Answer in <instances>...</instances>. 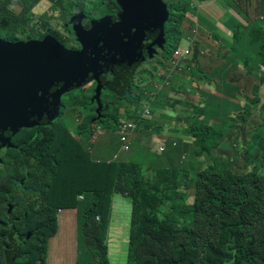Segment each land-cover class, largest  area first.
I'll use <instances>...</instances> for the list:
<instances>
[{"label":"trees","instance_id":"16d2710c","mask_svg":"<svg viewBox=\"0 0 264 264\" xmlns=\"http://www.w3.org/2000/svg\"><path fill=\"white\" fill-rule=\"evenodd\" d=\"M88 1L0 0V28L5 29V38L0 40L29 43L37 42L41 36L58 40L47 22L34 18L33 9L44 2L51 13H66L84 9ZM221 1L226 3L224 12L244 9L243 2L254 5L252 0ZM118 3L125 8L122 0ZM16 7L20 8L18 15L14 13ZM173 9V42L177 44L183 38L180 26L188 22L185 14L195 10L191 0L184 4L173 0ZM211 9L220 24L223 11L214 6ZM57 18L62 19L61 13ZM200 19L206 23L210 43L203 46L202 34L194 40V63L189 73L166 66L172 51L167 62L156 60L153 64L164 76L170 73L169 78L158 76L160 80L156 82L162 89L150 86L155 81L141 79L142 86L149 85L142 89L135 83L137 70L130 69V89L123 98L104 101L101 96L102 110L98 112L99 105L93 101L95 92L84 97H89L93 105L91 114L95 120L106 117L102 123L112 122L113 130L120 128L121 133L124 124H134L125 133L128 150L138 146V135L150 133L160 140L154 153L165 156L160 148L169 146V138L179 131L187 142H195L197 151L193 157L202 158L205 167L180 175L173 167L142 170L134 162L94 161L90 153L93 134L81 131L79 138L87 135L82 143L56 121L63 116L64 103L49 126L35 127L23 138L25 150L13 159L14 175L7 179L10 185L14 180V186L1 185L3 215L8 196L12 200L10 218L23 204L26 208L12 221L9 234L0 223V264H47L48 242L59 229V210L78 213L81 240L86 243L92 264H115L125 253L127 264H264V175L258 173L264 167V105H259L264 100V25H253L252 19L238 16L218 29ZM239 19L246 20L249 26L231 24ZM188 23L196 31L195 24ZM228 24L233 37L222 31ZM43 28H47L44 34ZM189 33L190 30L186 40ZM242 69L258 80L243 77ZM208 85L213 86L211 92L203 91ZM143 100L148 102L152 115L159 111L166 117L165 113L173 111L179 114L178 119L164 124L149 120L151 117L143 114ZM123 101L130 105L124 108L125 115L108 114L112 107L118 110L116 106ZM84 104L85 100L82 108ZM74 113L81 117L79 110ZM254 115L260 117L258 126L250 122ZM134 130L135 138L131 134ZM226 150L236 151L235 162L222 158ZM118 195L126 200V211L116 209L113 200ZM172 198L171 210L162 208ZM120 241L128 246L127 250Z\"/></svg>","mask_w":264,"mask_h":264},{"label":"rangeland","instance_id":"374dc122","mask_svg":"<svg viewBox=\"0 0 264 264\" xmlns=\"http://www.w3.org/2000/svg\"><path fill=\"white\" fill-rule=\"evenodd\" d=\"M103 1V0H101ZM193 3V7L195 10V16L189 15L188 22L194 23L193 21L198 22V24L201 23L200 17H202L205 21H208L215 25V27H219L218 24L214 22L209 12L206 10V6L210 4H214L217 7H219L222 10H225L226 3L221 0H209V1H201V0H191ZM254 5H247L244 2L242 3V6L244 9H237V10H229L228 12H222L219 22L220 26L225 25L227 21H230L232 18H238V16L242 18H254L259 15L264 14V0H252ZM185 0H181V3L184 4ZM100 3V0H91L89 3L85 5V12L84 16L88 17V19H95L94 10L97 8L96 5ZM177 5V2L175 3ZM257 9L259 10V14L257 13ZM244 10H247L249 12H252V14L248 15L244 12ZM51 9L49 7L48 3L41 2L35 9L32 11V15L34 18H39L40 22H47L49 24V28L54 30L56 33V38L58 40H64L69 43H77L80 45L83 51V43L81 42V39L78 38V35L75 31H73L70 27H64L62 25V22L64 20H67L69 16L72 14V10H68L66 13H61V17H64V19H60L58 21L57 15L59 14H53L50 12ZM20 12V8L16 7L14 10L15 15H18ZM58 13V11H55ZM63 13V14H62ZM53 17V20H50V18ZM186 22L183 25V30H190L189 38L190 39H197L199 35H203V46L205 44L210 43V35L205 34L207 27L205 26L206 23L201 25L200 28V34L195 33L194 30L190 27V24ZM61 23V25H60ZM241 23L245 27H248V22L244 19H239L237 22H232L231 24H237ZM71 27L72 25L70 22L68 23ZM254 25V24H253ZM259 26L263 25V22L258 23ZM264 27V26H263ZM47 28H43L42 32L43 34L46 33ZM223 33H227L230 37H233V34L231 32L230 25H226L222 28ZM46 38L49 36H45ZM0 38H5V29L0 28ZM43 38L42 36L38 39ZM54 38V37H53ZM59 43V42H58ZM60 44V43H59ZM62 47V45L60 44ZM158 52V51H157ZM139 73L141 74L142 80L144 82H148L149 80L155 81L150 84V86H157L159 85L158 80H160L159 77H162L163 72H159L158 68L154 67L152 64H143V62H140L139 64ZM159 72V73H158ZM240 73L243 74V77H253L256 81L258 78L254 76H249L247 72H245V69L240 70ZM159 76V77H158ZM172 76V75H171ZM165 79V76L163 77ZM175 82H177L179 85L182 84L181 81L174 79ZM97 85L93 82H88V85L84 87L77 88L74 86V88L68 92H65L61 97L60 100H65V108L64 113L61 118H58L56 121L59 123H62L69 131L73 132L76 136V139H78L80 142L85 143L87 140V135L82 136V138H79L80 132L86 130L87 133L93 134L94 141L90 145V153L92 155V159L96 161L98 158L102 157V160L107 163L108 160H112L111 162L115 163H128V162H134L138 163L140 167L143 169H153L158 166L160 168L167 169L168 167H173L176 172H178L180 175H184L186 171L189 170H197L199 168L204 167L203 160L198 157H193V154L197 151L195 142H187L185 140V137L181 135L179 131H174V135L169 138V146L166 148V150L163 151L165 156L161 157H153L148 158L150 156V152H153L156 150V145L158 143V137L153 136L155 139H149L145 135H138L136 137L138 146L136 148L131 147V150H128L127 144L123 143L122 141V135L120 133V128L118 130H113V123L110 122L107 124H103L102 121L106 119V117L102 116L95 120L94 115L91 114V110L93 105L88 102L89 97L84 96H92L93 92H95ZM143 87L146 89L149 87V85L143 84ZM84 88V89H82ZM213 86L208 85L207 87L204 86L202 89L205 92H211ZM261 90L264 91V85L261 87ZM102 99L104 101H117V99H120L118 97H115L108 91L103 90ZM215 95H219V93H215ZM221 97L226 98L230 96H226V94L222 93ZM251 100H254L253 93L250 95ZM85 99L84 108H82L81 104L78 102L76 104L77 100ZM96 104L100 105L101 101L96 98ZM143 105H149L148 102L143 100ZM260 106L264 105V100L259 104ZM130 106L129 103L122 102L116 108L119 107L118 110H114V107L111 108V110L108 111V114H117L119 116L125 115L124 108ZM133 107V106H132ZM76 110H79V114L81 117H78L74 112ZM96 113V109H95ZM167 115L166 117H162L161 113L157 111L155 115H152V117L149 119L151 121H155L159 124L164 123H170L174 120L178 119L179 114L177 112H167L165 113ZM80 120V122H79ZM260 117L257 115L250 117V122L254 126H258L260 124ZM238 123L241 125L242 121L238 120ZM83 126H82V125ZM34 129V128H33ZM136 130L132 131V135L134 136ZM32 133V129H24L22 132L19 133L18 136L11 139V145L12 147L5 153H0V188L1 185H4L5 187L12 188L14 186V180L13 183L10 185V183L7 181L8 178H12L14 175V158L15 156L22 153L23 150H25V145H23L22 141L23 138L28 137ZM248 134V133H247ZM103 136L104 141L103 142ZM135 138V136H134ZM251 141V139L248 137L247 142ZM243 147V145H242ZM227 155H224L222 158L224 160H232L233 162L236 161L237 153L236 151L226 150ZM144 156L145 158L143 159ZM117 160V161H116ZM103 162V163H104ZM10 164V165H9ZM152 166V168H150ZM258 173L261 175H264V167L260 168L258 170ZM182 191H186V189L182 186L180 187ZM122 195H118L114 197V205L116 206V209L124 208L126 211L127 208L124 206V202L126 200H123ZM79 199H84L83 196H80ZM174 200L173 198L164 205V209L171 210L170 202ZM128 202V200H127ZM0 210L2 212V215H0V220H5L3 211L0 205ZM128 221L124 224V228L127 226ZM58 225L59 229L57 234L51 238L48 242V249H47V264H92L89 262L90 256L87 255V248L86 243L82 242V236H81V228H82V222L81 219H79L78 213L76 211H65V210H59L58 215ZM121 243V241H120ZM121 246L127 250L128 246H125L121 243ZM115 264H127L126 259V253L124 254L123 258L115 263Z\"/></svg>","mask_w":264,"mask_h":264},{"label":"water","instance_id":"95a60500","mask_svg":"<svg viewBox=\"0 0 264 264\" xmlns=\"http://www.w3.org/2000/svg\"><path fill=\"white\" fill-rule=\"evenodd\" d=\"M158 8H164V13L140 22L133 34L131 22L125 28H111L101 21L93 23L90 36L78 28L82 19L76 17V22L70 24L83 43V51L79 52L63 50L48 37L41 43L0 40V148L21 129L49 126L59 114L60 97L74 86L86 87L88 82H95V102L96 98L101 101L104 88L123 98L130 89V69L138 56L134 55L138 43L152 32L154 21L162 25L168 21L160 1ZM110 30L112 39L107 40ZM161 40L159 31L156 43Z\"/></svg>","mask_w":264,"mask_h":264},{"label":"flooded vegetation","instance_id":"af4514ba","mask_svg":"<svg viewBox=\"0 0 264 264\" xmlns=\"http://www.w3.org/2000/svg\"><path fill=\"white\" fill-rule=\"evenodd\" d=\"M89 1H91V0H89ZM89 1H88V3H89ZM159 1L162 3V5L165 6L166 15L169 16L168 22H171V20L174 19L173 0H122V4L125 6V8L122 5H120L119 3L117 4V0H103V1L100 0V3L98 5H96L97 8L94 10V14L96 17L95 19H88V17H85L84 16L85 10L83 9V7H80V8H76L75 11H73L72 14L69 16V18L67 20H64V22H62V25H64V27L72 28L68 23L70 21H73V23H75L76 22L75 18L79 16L78 18H81L82 20H79L78 28L87 31L90 36H93L92 30H93V23L94 22L103 21L104 23L109 24L111 28L116 27L117 25H120L123 28H125L128 26V23L131 22L130 30L132 31V34H133L135 32L133 30L136 27H138L140 22H145L146 19L151 20L152 16L154 15V17H155L158 12L160 14L164 13V8H158L159 7ZM62 19H64V17H62ZM124 19H125V21H124ZM60 25H61V23H60ZM111 32H112V30H110V32L107 34V40L112 39ZM157 35H158V33H156L155 38L157 37ZM45 38L46 37L39 39L38 40L39 42H37V43L43 42V40ZM51 38H52V40H49V41L55 40L53 37H51ZM155 38H153L152 34H149L145 37L143 42L138 43V49H137L136 53L140 54L142 57L145 58V61L143 62V64H150V63H154L156 61L150 55H152L153 57L155 55H157L159 53L158 48L155 47L154 49H152V52H149V46H150V44H152V42L154 41ZM55 41L59 42V43L61 42L60 44L62 45L63 50H68L70 52L82 51V48L77 43L73 44V43L66 42L64 40H55ZM136 46L137 45L135 44L130 49V51H132V49ZM167 48H168L167 55H163L161 57V61H163V62H165L167 60L169 52L172 50V47L169 44H168ZM135 65H137V64H134V66ZM134 66H132V67H134ZM132 83H133V81H132ZM95 84L96 83H94V85ZM84 88H82V89H84ZM84 100L85 99L83 98L82 100L79 99L77 101L81 105H83ZM65 102H66L65 100H59V111H60L61 105L64 104ZM22 130H24V129L19 130L17 134L12 136L4 144V146H2L0 148V153L1 152L6 153L12 147V145L10 143L11 139L18 136L19 133L22 132ZM23 144L26 145L25 141L23 142ZM8 198H9V200L5 203V205H6V210L4 212L5 213L4 214L5 220L0 221V223L3 226H6V233L7 234H9L11 232L10 227L12 226V221L18 219L17 218L18 213H23V211L26 208L25 205L23 204V206H21L20 209L14 213V216L12 218H10L8 216L10 213V209H9L10 206L9 205L12 203V200L10 199V196H8ZM36 198L39 199L41 203H43V200L41 198H39V197H36Z\"/></svg>","mask_w":264,"mask_h":264},{"label":"clouds","instance_id":"9594fccd","mask_svg":"<svg viewBox=\"0 0 264 264\" xmlns=\"http://www.w3.org/2000/svg\"><path fill=\"white\" fill-rule=\"evenodd\" d=\"M211 6H214V7L218 8V9H220V8L217 7L214 4H210V5H208V6L205 7L206 10L211 15L212 19L214 20V22L216 23V19L212 15ZM192 8L194 10L193 3H192ZM220 10H222V9H220ZM222 11H224V10H222ZM185 15L187 17H189V15H193L196 18L195 12L194 13L193 12H189V13H186ZM168 17L169 16L166 15V19L167 20H168ZM250 19H252V24H258L259 22H263V25H264V14L263 15L256 16L254 18H250ZM173 20L174 19H172L171 22H168L167 21V23L164 24V25H162L159 22L154 21V24L151 27V31L152 32H149V34H152L153 35V38H155L156 33H158V35H159V31H161L162 40H161V43L160 44H157L156 43V39L158 37V35H157V37L154 39V41L152 42V44H150V46H149V52H152V49H154L155 47H157L158 50H159V53L157 55H155L154 57L152 55H150V56L152 58H154L155 60H161V57L163 55H167V52H168V48L167 47H168V44H169V45H171L172 50L169 52L168 58L171 55L172 51H173V55L171 56L169 62L166 63V66L168 68H171L172 71H177V72H182L183 74H187V73L190 72V70L192 68V65L194 63V50H195V46H196L194 44V40L195 39H190L189 38V39L186 40L185 39V36L188 34V30L185 31V30H183V27L180 26V31L183 34V38L177 44H175L173 42V26H174ZM193 22H194L195 27H196V31H194V32L200 34V28H201L200 25L198 24V22L196 21V19ZM210 24L214 28H217V27H215L214 24H212V23H210ZM248 26H249V23H248ZM205 34L209 35L208 32H206ZM172 44L175 45V48L174 49H173ZM179 44H180V46H179ZM134 55H138V56L136 57V61H133V64L131 65V69H136L137 70V76H136V79H135V83H139V86L143 89L144 87L141 85V82L142 81L140 82V80L142 79V77H141V74L139 73L138 69H139L140 61L141 62H144L145 61V58L142 57L140 54H137V53H135ZM168 58H167V60H168ZM142 60H144V61H142ZM167 60H166V62H167ZM134 64H137V65L134 66ZM150 64L153 65L154 63H150ZM132 66H134V67H132ZM162 77H164V74H162ZM169 77H170V73L168 72V74L165 76V78H169ZM93 83H95V82H93ZM156 87L158 89H162V86L160 84L157 85ZM104 90L105 91H108L105 88H104ZM144 101H146V100H144ZM145 109H148L150 111V114L149 115H146V113L144 112ZM143 114H144L145 117H152V114L153 113H152V110L149 108V105H144L143 106ZM167 147L168 146L165 144V145H163L160 148V150L163 148V150H161L163 152L164 150H166ZM222 155L223 156L224 155L228 156L226 152H222ZM204 167L199 168V169H203Z\"/></svg>","mask_w":264,"mask_h":264},{"label":"built area","instance_id":"2783aa9c","mask_svg":"<svg viewBox=\"0 0 264 264\" xmlns=\"http://www.w3.org/2000/svg\"><path fill=\"white\" fill-rule=\"evenodd\" d=\"M13 1H17V0H13ZM188 53V52H187ZM144 112L146 113V115H149L150 114V111L148 109H145ZM134 124L132 123H128V124H124L122 126V130H121V134H122V141L123 143H126L127 142V138L125 137V133L128 131V130H132L134 128ZM128 148V147H127ZM163 150V148L161 149ZM80 200H83V199H80ZM98 219H100L98 217Z\"/></svg>","mask_w":264,"mask_h":264},{"label":"crops","instance_id":"0c3cea01","mask_svg":"<svg viewBox=\"0 0 264 264\" xmlns=\"http://www.w3.org/2000/svg\"><path fill=\"white\" fill-rule=\"evenodd\" d=\"M222 11V10H221ZM218 25H219V27H217L218 29L220 28V24L219 23H217ZM219 96H221V94L219 95ZM142 135H145L146 137H148L149 139H155V140H158L157 138H154L153 136H151L149 133L148 134H142ZM104 136H103V142L104 143H106L105 141H104ZM160 143V140H158V143H157V145ZM157 145H156V147H157ZM157 155L154 153V151L153 152H150V156L148 157L149 159L150 158H153V157H156ZM143 157V159L145 158L144 156H142ZM93 160V159H92ZM97 162H104L103 160H102V157H100V158H98L97 160H96ZM112 160H108V162H111ZM117 161V160H116ZM158 167H160V166H158ZM150 168H152V166H150Z\"/></svg>","mask_w":264,"mask_h":264}]
</instances>
